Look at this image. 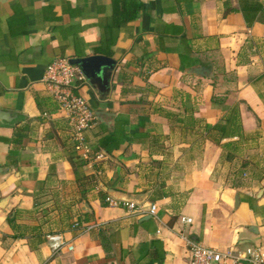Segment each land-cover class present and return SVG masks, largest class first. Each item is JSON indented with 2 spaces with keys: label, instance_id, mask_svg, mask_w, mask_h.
<instances>
[{
  "label": "crops",
  "instance_id": "obj_1",
  "mask_svg": "<svg viewBox=\"0 0 264 264\" xmlns=\"http://www.w3.org/2000/svg\"><path fill=\"white\" fill-rule=\"evenodd\" d=\"M94 54L116 66L108 90L79 85L109 114L84 159L44 77ZM0 110V264H187L185 237L228 250L264 230V0H0Z\"/></svg>",
  "mask_w": 264,
  "mask_h": 264
},
{
  "label": "built area",
  "instance_id": "obj_2",
  "mask_svg": "<svg viewBox=\"0 0 264 264\" xmlns=\"http://www.w3.org/2000/svg\"><path fill=\"white\" fill-rule=\"evenodd\" d=\"M44 80L49 93L69 114L76 150L82 158L89 159L93 150L86 141L85 131L92 125L95 115L86 98L78 92L80 83L87 80L85 75L80 67L72 65L70 60L60 58L48 65ZM106 201L111 206L126 208L135 214L156 215L158 211L156 204H151L147 208L145 203L126 201L112 196H108ZM181 221L192 223L193 219L182 216ZM50 240L55 249L62 245L59 235L50 236ZM185 241L190 254L187 264H264V240L260 243L251 242L244 248L236 247L228 250H218L190 237H185Z\"/></svg>",
  "mask_w": 264,
  "mask_h": 264
},
{
  "label": "water",
  "instance_id": "obj_3",
  "mask_svg": "<svg viewBox=\"0 0 264 264\" xmlns=\"http://www.w3.org/2000/svg\"><path fill=\"white\" fill-rule=\"evenodd\" d=\"M70 63L72 65L80 67L85 77L95 88H99L100 90L109 89L112 72L116 66V61L113 58L102 54H94L83 58H71ZM187 72L196 76L213 78L215 72V64L211 63L206 67H194L189 69ZM9 113L10 112L0 110V118L3 120H10L11 114ZM95 115L102 121H104L103 116H109V114L104 111L95 112ZM108 192L116 198L137 203H144L151 194V191L129 193L116 189H108ZM261 192H264V188L261 190ZM237 203L239 204V198H237ZM255 228L257 227L255 226Z\"/></svg>",
  "mask_w": 264,
  "mask_h": 264
},
{
  "label": "trees",
  "instance_id": "obj_4",
  "mask_svg": "<svg viewBox=\"0 0 264 264\" xmlns=\"http://www.w3.org/2000/svg\"><path fill=\"white\" fill-rule=\"evenodd\" d=\"M96 52H98V53H106V54H108V55H112V53L110 52V51H106L105 49H103L102 47H98V48H96ZM213 128H216V129H222L223 130V128H222V126L221 125H216L215 127H213Z\"/></svg>",
  "mask_w": 264,
  "mask_h": 264
},
{
  "label": "rangeland",
  "instance_id": "obj_5",
  "mask_svg": "<svg viewBox=\"0 0 264 264\" xmlns=\"http://www.w3.org/2000/svg\"><path fill=\"white\" fill-rule=\"evenodd\" d=\"M244 176H247L245 175V173H243ZM264 240V232L262 231L261 233H259L258 235H256V239L254 240L255 243H260L261 241Z\"/></svg>",
  "mask_w": 264,
  "mask_h": 264
}]
</instances>
